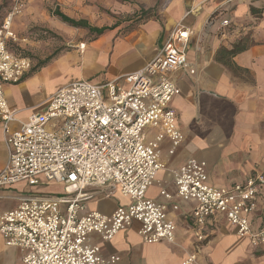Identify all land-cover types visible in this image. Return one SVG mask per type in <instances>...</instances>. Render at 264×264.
I'll return each instance as SVG.
<instances>
[{"label":"crops","instance_id":"1","mask_svg":"<svg viewBox=\"0 0 264 264\" xmlns=\"http://www.w3.org/2000/svg\"><path fill=\"white\" fill-rule=\"evenodd\" d=\"M5 2L9 6L11 0H0V5ZM55 12L109 30L89 39L87 31L67 26ZM223 20L230 24L222 27ZM179 24L190 31L186 59L195 70L173 77L179 94L170 108L183 138L173 148L161 128L147 127L143 133L147 142L161 137L160 160L166 170L156 174L145 196L163 206L165 218L175 226V241L145 244L133 224L111 241L95 235L92 243L104 256H118L115 264H180L190 254H196V264H264V247H251L222 216L207 223L204 240L198 242L190 220L195 203L176 196L172 174L190 159L204 161L208 184L230 188L264 172V0H28L12 22L16 40L8 47H47L49 43L24 37L28 29L39 27L59 36L68 49L35 72L31 69L40 60H30L31 68L19 83L4 85V96L24 123L73 82L102 86L140 71ZM239 43L245 49L231 55ZM7 158L0 125V171ZM44 191H52V196L63 189L55 183L32 186L25 181L0 189V214L15 209L20 198ZM162 191L171 199L161 196ZM128 203L115 193L96 197L87 209L111 214ZM251 219L255 228L264 225V188ZM0 264H23L22 252L7 247L1 235Z\"/></svg>","mask_w":264,"mask_h":264},{"label":"built area","instance_id":"2","mask_svg":"<svg viewBox=\"0 0 264 264\" xmlns=\"http://www.w3.org/2000/svg\"><path fill=\"white\" fill-rule=\"evenodd\" d=\"M27 2L11 0L0 24V125L8 153L0 189L25 181L32 186L55 183L63 191L20 198L15 209L1 213L5 245L22 252L23 264H115L119 257L101 254L93 236L108 242L137 224L143 243H173L175 226L163 206L145 196L156 174L166 170L161 137L147 142L143 133L147 127L161 128L173 148L182 141L170 102L179 94L174 75L195 73L186 59L189 29L177 25L140 71L102 86L73 82L52 95L43 111L20 123L7 104L4 85L19 83L31 68L29 59L8 48L16 40L12 22ZM229 24L221 21L222 27ZM172 174L176 196L195 203L190 220L198 242L204 240L207 223L222 216L251 247H264V225L255 228L251 219L264 172L230 188L208 184L204 161L190 159ZM115 193L129 201L127 206L111 214L87 209L96 197ZM161 196L171 199L164 191ZM180 264H196V254Z\"/></svg>","mask_w":264,"mask_h":264},{"label":"rangeland","instance_id":"3","mask_svg":"<svg viewBox=\"0 0 264 264\" xmlns=\"http://www.w3.org/2000/svg\"><path fill=\"white\" fill-rule=\"evenodd\" d=\"M9 6H8V2L7 3L5 2L2 5H0V23L7 14L9 10ZM46 31H48L50 34H48V32ZM25 36L33 42L49 43L47 47L33 49L32 51L27 49H20L15 45L10 48L13 52L17 54L28 56L30 60L33 62L37 60L41 61L42 60L41 58L47 55L49 56L57 51H60L61 49L68 48V46L63 44V40L59 36H57L55 33L47 29L32 27L25 32L24 37ZM50 192L44 191L40 194L45 196L53 194L52 191Z\"/></svg>","mask_w":264,"mask_h":264},{"label":"trees","instance_id":"4","mask_svg":"<svg viewBox=\"0 0 264 264\" xmlns=\"http://www.w3.org/2000/svg\"><path fill=\"white\" fill-rule=\"evenodd\" d=\"M55 16L58 17V19L63 22L64 24H66L67 26L71 27V28H75V29H82V30H85L88 32V37L89 39H93V40H96L97 38H99L100 36H102L104 34V32L106 30H109L107 28H95V27H91L86 21L84 20H73V19H70L64 15H62L61 13L59 12H55ZM48 32V31H46ZM48 34H50L48 32ZM9 48V47H8ZM68 48H64V49H61L60 51H57L55 53H53L52 55H50L49 57L45 58L44 60L42 61H39L36 66H34L31 71L32 72H35L39 69H41L42 67H44L46 64H48L52 59H54L60 52H63L65 50H67ZM245 48L243 46H241V44H237L229 53L231 55H234V54H237L241 51H243ZM9 50H11L9 48ZM12 51V50H11ZM13 52V51H12ZM16 56L18 57H23V58H27L30 60V58L28 56H25V55H20V54H17L15 52H13Z\"/></svg>","mask_w":264,"mask_h":264},{"label":"bare ground","instance_id":"5","mask_svg":"<svg viewBox=\"0 0 264 264\" xmlns=\"http://www.w3.org/2000/svg\"><path fill=\"white\" fill-rule=\"evenodd\" d=\"M83 48V46H80V49Z\"/></svg>","mask_w":264,"mask_h":264}]
</instances>
